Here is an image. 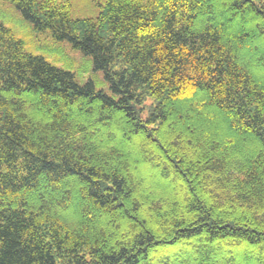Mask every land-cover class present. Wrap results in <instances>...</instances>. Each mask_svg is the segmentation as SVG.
<instances>
[{"label": "trees", "instance_id": "16d2710c", "mask_svg": "<svg viewBox=\"0 0 264 264\" xmlns=\"http://www.w3.org/2000/svg\"><path fill=\"white\" fill-rule=\"evenodd\" d=\"M111 94L0 22V264H264V0H6Z\"/></svg>", "mask_w": 264, "mask_h": 264}, {"label": "rangeland", "instance_id": "374dc122", "mask_svg": "<svg viewBox=\"0 0 264 264\" xmlns=\"http://www.w3.org/2000/svg\"><path fill=\"white\" fill-rule=\"evenodd\" d=\"M67 1L71 16L77 19L95 18L100 5L104 4V0ZM0 22L12 31L26 53L42 57L55 67L70 72L80 85L91 82L96 91L111 94L110 85L101 71L94 70L90 57L74 50L66 41H55L48 31H36L9 1L0 0Z\"/></svg>", "mask_w": 264, "mask_h": 264}]
</instances>
